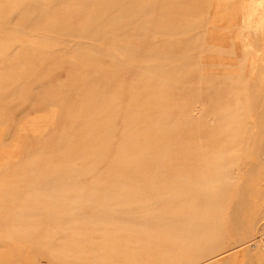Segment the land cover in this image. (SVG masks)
<instances>
[{
    "label": "rangeland",
    "instance_id": "rangeland-1",
    "mask_svg": "<svg viewBox=\"0 0 264 264\" xmlns=\"http://www.w3.org/2000/svg\"><path fill=\"white\" fill-rule=\"evenodd\" d=\"M0 249L264 264V0H0Z\"/></svg>",
    "mask_w": 264,
    "mask_h": 264
},
{
    "label": "bare ground",
    "instance_id": "bare-ground-1",
    "mask_svg": "<svg viewBox=\"0 0 264 264\" xmlns=\"http://www.w3.org/2000/svg\"><path fill=\"white\" fill-rule=\"evenodd\" d=\"M11 10H12V9H11ZM24 51H25V50H24ZM21 52H22V51H21ZM19 67H20V66H19ZM29 67H32V66L30 65ZM34 68H35V67H34ZM30 69H31V68H30ZM29 71H30V70H29ZM69 83H70V82H69ZM18 85H19V84H18ZM18 85H17V86H18ZM26 85H27V84H26ZM35 86H36V85H35ZM19 94H20V93H19ZM22 94H24V91L22 92ZM137 103H138V102H137ZM22 107H23V106H22ZM55 107H56V106H55ZM57 108H59V107H57ZM51 109H53V108L51 107ZM54 109H56V108H54ZM54 109H53V110H54ZM56 110H57V109H56ZM57 112H58V111H57ZM51 113H52V112H51ZM55 113H56V111H55ZM37 114H38V113H37ZM37 114H36V115H37ZM40 114H41V113H40ZM56 115H57V114H56ZM34 116H35V115H34ZM49 117H52V116L50 115ZM34 118H35V117H34ZM42 118H43V117H42ZM36 119H37V118H36ZM54 119H55V118H54ZM126 119H127V118H126ZM29 120H30V119H29ZM51 120H53V119H51ZM33 121H34V120H33ZM48 121H49V120H48ZM55 121H56V119H55ZM34 122H36V121H34ZM41 123H43V122H41ZM41 123H40V124H41ZM51 123H52V122H51ZM45 124H46V123H45ZM31 125H32V124H31ZM33 125H34V123H33ZM37 125H39V124H37ZM51 126H52V124H51ZM34 127H36V126H34ZM40 127H41V126H40ZM40 127H38V128H40ZM45 127H46V125H45ZM45 127H43V128L45 129ZM47 127H48V126H47ZM109 127H110V126H109ZM21 128H22V127H20V129H21ZM38 128H37V129H38ZM43 128H41V129L39 130V132H40V131L42 132ZM33 129H34V128H33ZM109 129H110V128H109ZM31 131H32V129H31ZM25 132H26V131H25ZM36 132H38V131L35 130V133H36ZM102 132H103V131H102ZM20 133H21V132H19V135H20ZM31 133H32V132H31ZM36 134H37V133H36ZM38 134H40V133H38ZM41 134H42V133H41ZM41 134H40V135H41ZM44 134H46V133H44ZM41 136H43V135H41ZM91 139H92V141H93V138H91ZM80 142H81V141H80ZM94 143L97 144V145L100 144V143H96V142H94ZM91 144H92V143H91ZM95 144H94V145H95ZM94 145H93V147H94ZM105 145H106V144H105ZM73 147H74V146H73ZM104 148H105V147H104V144H103V149H104ZM73 149H74V148H73ZM91 149H93V148L91 147ZM94 149H96V148H94ZM96 150H97V149H96ZM13 151H14V150H13ZM11 153H12V151H11ZM219 162H220V161H219ZM223 168H224V167H223ZM108 172H109V171H108ZM116 172H117V171H116ZM109 173H111V172H109ZM204 186H205V185H204ZM204 186H203V187H204ZM203 187H202V188H203ZM197 188H198V187H197ZM221 188H223V187H221ZM210 190H211V189H210ZM221 190H222V189H221ZM198 191H199V189H198ZM201 191H202V189H201ZM204 192H205V191H204ZM200 194H201V193H200ZM8 195H9V194H8ZM169 195H170V194H169ZM170 196H171V195H170ZM199 196H200V195H199ZM200 197H202V196H200ZM10 198H11V195H10ZM10 198H9V199H10ZM216 201H217V200H216ZM199 202H200V201H199ZM215 203H216V202H215ZM6 204H7V203H6ZM14 205H15V204H14ZM8 206L10 207L9 204H8ZM198 206H200V205L198 204ZM11 207H12V206H11ZM15 207H16V206H15ZM15 207H14V208H15ZM211 208H212V207H211ZM120 210H121V209H120ZM123 210H124V209H123ZM11 213H14V211H12ZM119 216H123L124 220H125V219H126V220H129V219L131 218V217L127 216V214H123V215H122V214H121V215L119 214ZM119 216H118V215H117V216L115 215L114 217H119ZM84 217H85V216H84ZM85 219H87V218H85ZM144 219H145V218H144ZM146 219H147V218H146ZM179 219H180V218H179ZM179 219H178V220H179ZM182 219H183V218H182ZM175 220H176V218H175ZM180 220H181V219H180ZM187 220H188V219H187ZM85 221H87V220H85ZM165 221H166V220H165ZM165 221H164V222H165ZM87 222H88V221H87ZM89 222H90V221H89ZM92 222H93V221H92ZM101 222H102V221H101ZM142 222H143V221H142ZM162 222H163V219H162V221H161L159 218H157V219L154 220V222H152V223L150 222V224L153 225L154 227H156V226H159L160 224H162ZM169 222H170V221H169ZM174 222H175V221H174ZM94 223H95V222H94ZM154 223H155V224H154ZM171 223H172V222H171ZM181 223H182V222H181ZM184 223H185V221L183 222V224H184ZM11 224H12V223H11ZM18 224H19V223H18ZM28 224H29V223H28ZM85 224H86V223H85ZM88 224H89V223H88ZM92 224H93V223H92ZM118 224H120V223H118ZM121 224H122V223H121ZM164 224H165V223H164ZM5 225H6V224H5ZM26 225H27V223H26ZM145 225H147V223H146ZM176 225H177V224L175 223V226H176ZM17 226H18V225H17ZM88 226H89V225H87V227H88ZM178 226H179V225H178ZM183 226H184V225H183ZM196 226H197V225H196ZM204 226H205V225H204ZM204 226H203V227H204ZM6 227H7V226H6ZM83 227H85V226H83ZM87 227H86V229H87ZM89 227H90V226H89ZM98 227H100V226H98ZM102 227H103V226L101 225V228H102ZM132 227H133V226H132ZM135 227H136V226H135ZM172 227H173V226H172ZM2 228H3V227H2ZM27 228H28V227H27ZM178 228H179V227H178ZM182 228H183V227H182ZM88 229H89V228H88ZM88 229H87V230H88ZM96 229H97V228H96ZM151 229H152V228H151ZM175 229H176V228H175ZM183 229H184V228H183ZM212 229H213V228H212ZM25 230H26V229H25ZM27 230H28V229H27ZM71 231H72V230H71ZM178 231H179V230H178ZM25 232H26V231H25ZM116 232H117V230H116ZM175 232H176V231H175ZM180 232H181V231H179V233H180ZM19 233H20V232H19ZM91 233H92V231H91ZM179 233L177 232V234H179ZM187 233H189V232H187ZM27 235H28V233H27ZM27 235H26V236H27ZM189 235H190V234H189ZM144 236H145V235H144ZM27 237H28V236H27ZM27 237H26V238H27ZM29 237H30V236H29ZM32 237H34V236H32ZM89 237H90V236H89ZM183 237H184V236H183ZM176 239H177V238H176ZM181 239H182V238H181ZM26 240H28V239H26ZM26 240H24V241H26ZM188 240H189V238H188ZM171 241H172V240H171ZM184 241H186V239H185ZM173 242H175V240H173ZM16 243H17V242H16ZM58 243H59V242H58ZM8 244H10V243H8ZM12 244H13V243H12ZM20 244H21V242H20ZM23 244H24V243H23ZM30 244H31V243H30ZM183 244H184V243H183ZM186 244H188V243L186 242ZM24 245H26V244H24ZM262 245H263V244H262ZM4 246H6V245H4ZM4 246H3V247H4ZM18 246H19V244H18ZM21 246H22V245H21ZM21 246H20V247H21ZM13 247H14V245H13ZM24 247H25V246H24ZM30 247H31V246H30ZM192 247H193V246H192ZM6 248H8V247H6ZM9 248H10V247H9ZM9 248H8V250H9ZM14 248H15V247H14ZM14 248H13V249H14ZM32 248H33V247H32ZM182 248H184V246H183ZM13 249H12V247H11V250H13ZM15 249H16V248H15ZM19 249H21V248H19ZM196 249H198V248H196ZM201 249H202V247H201ZM209 249H210V248H209ZM0 250H3V249H0ZM17 250H18V249H17ZM24 250H25V248H24ZM27 250H29V248H27ZM27 250H25L24 252H27ZM31 251H32V249H31ZM232 251H233V250H232ZM236 251H237V250H236ZM28 252H29V251H28ZM22 253H23V252H22ZM230 253H231V252H230ZM230 253H227V254H230ZM30 254H32V253H30ZM224 254H226V253H224V252H223V253H220V254L216 255L215 257H213L211 260H212V261L214 260V261H217V262H218V261L221 259V256L224 255ZM234 254H237V253L235 252ZM238 254H239V253H238ZM238 254H237V255H238ZM5 256H6V255H5ZM209 256H210V255H209ZM209 256H208V257H209ZM10 257H11V255H10ZM237 257H238V256H237ZM2 258H4V256H2ZM229 258H230V257H229ZM229 258H228V259H229ZM4 259H5V258H4ZM10 259H11V258H10ZM228 259H227V260H228ZM231 259H232V257H231ZM11 260H12V259H11ZM227 260H226V263L228 262ZM240 260H241V259H240ZM3 261H4V260H3ZM7 261H8V260H7ZM207 261H209V260H207ZM223 262H225V261H223ZM4 263H5V262H3V264H4ZM212 263H213V262H211V264H212ZM226 263H225V264H226ZM5 264H6V263H5ZM70 264H72V263H70ZM206 264H209V263H206ZM214 264H215V263H214Z\"/></svg>",
    "mask_w": 264,
    "mask_h": 264
}]
</instances>
